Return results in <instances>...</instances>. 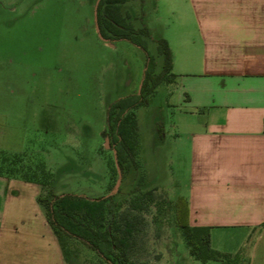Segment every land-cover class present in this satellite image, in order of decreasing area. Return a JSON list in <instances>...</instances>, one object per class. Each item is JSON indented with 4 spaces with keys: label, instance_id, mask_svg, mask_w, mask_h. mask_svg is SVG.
I'll use <instances>...</instances> for the list:
<instances>
[{
    "label": "rangeland",
    "instance_id": "1",
    "mask_svg": "<svg viewBox=\"0 0 264 264\" xmlns=\"http://www.w3.org/2000/svg\"><path fill=\"white\" fill-rule=\"evenodd\" d=\"M97 1L0 0V171L31 170L40 162L53 176V194H113L122 210L136 183L141 181L142 190L158 187L137 225L133 260L219 264L195 261L176 227L169 201L185 195L184 153L176 152L185 148L173 136L176 117L165 107L170 100L164 86L150 98L151 111L136 110L139 168L123 171L114 191L118 176L107 167L114 156L101 137L106 110L115 100L138 93L145 55L127 41L108 43L98 36ZM180 9L175 0L121 5L134 28L149 30L147 50L157 71L162 56L156 39L168 27H186ZM153 123L163 128L162 139L151 136ZM65 254L68 264H106L74 240Z\"/></svg>",
    "mask_w": 264,
    "mask_h": 264
},
{
    "label": "crops",
    "instance_id": "2",
    "mask_svg": "<svg viewBox=\"0 0 264 264\" xmlns=\"http://www.w3.org/2000/svg\"><path fill=\"white\" fill-rule=\"evenodd\" d=\"M175 3L186 27L158 38L176 78L157 90L175 99L165 107L185 148L176 152L184 153L188 223L210 229L214 250L264 264V0ZM149 130L163 138L159 125ZM41 193L39 184L0 175V264H68Z\"/></svg>",
    "mask_w": 264,
    "mask_h": 264
},
{
    "label": "trees",
    "instance_id": "3",
    "mask_svg": "<svg viewBox=\"0 0 264 264\" xmlns=\"http://www.w3.org/2000/svg\"><path fill=\"white\" fill-rule=\"evenodd\" d=\"M127 1L129 0H98L95 7V24L103 41H127L145 55V67L138 93L115 100L106 110L105 129L101 132V137L106 147L113 152L114 159L107 161V167L109 173L115 177L118 176L117 168L121 174L130 168H139L136 110L149 104L150 98L160 85L170 84L176 78L172 73L171 52L166 40L161 38L156 39V44L158 53L162 56V65L159 71L156 70L155 59L147 50L149 30L146 27L134 28L129 21L130 17L121 11V5ZM21 167L8 172L0 171V175H16L42 187L37 202L43 209L66 259L68 241L74 240L95 252L106 264H146L133 260L137 225L140 223L141 214L153 202L157 188L142 190L138 185L141 181L136 183L125 204V210H122V204L114 200L113 194L99 198L69 193L55 195L52 191L53 176L42 163L39 162L38 168L31 170ZM169 203L174 212L176 227L188 247L189 255L195 261L240 264L242 252L232 255L214 250L210 245V229L189 225L185 198L177 197Z\"/></svg>",
    "mask_w": 264,
    "mask_h": 264
},
{
    "label": "water",
    "instance_id": "4",
    "mask_svg": "<svg viewBox=\"0 0 264 264\" xmlns=\"http://www.w3.org/2000/svg\"><path fill=\"white\" fill-rule=\"evenodd\" d=\"M94 17H95V20H96V12L94 13ZM96 26V24H95ZM96 31H97V34L98 36L100 37L99 33H98V29H97V26H96ZM101 38V37H100ZM117 173H118V177H117V180H116V183H115V186H114V191H117L118 189V186H119V183L121 181V173L119 171V169L117 168Z\"/></svg>",
    "mask_w": 264,
    "mask_h": 264
}]
</instances>
